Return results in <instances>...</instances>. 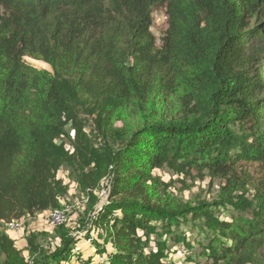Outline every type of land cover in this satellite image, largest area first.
I'll list each match as a JSON object with an SVG mask.
<instances>
[{
  "label": "trees",
  "instance_id": "16d2710c",
  "mask_svg": "<svg viewBox=\"0 0 264 264\" xmlns=\"http://www.w3.org/2000/svg\"><path fill=\"white\" fill-rule=\"evenodd\" d=\"M161 5L167 29L157 49L151 12ZM263 62L264 0H0V223L61 207L56 172L66 152L57 141L68 124L82 131V108L111 116L147 86L191 75L190 92L209 102L198 116L144 122L117 149L109 198L92 218L111 245L102 264H166L165 248L146 251L141 237L158 225L169 234L187 217L205 219L190 223L213 258L240 249L264 234V200L246 217L231 199L173 208L143 191L149 170L178 157L206 158L225 177L232 168L219 148L230 124L246 118L257 134L244 148L234 133L240 144L231 142L264 167ZM223 211L231 220L219 218ZM76 245L61 252L72 257ZM0 264H27L4 233Z\"/></svg>",
  "mask_w": 264,
  "mask_h": 264
},
{
  "label": "rangeland",
  "instance_id": "374dc122",
  "mask_svg": "<svg viewBox=\"0 0 264 264\" xmlns=\"http://www.w3.org/2000/svg\"><path fill=\"white\" fill-rule=\"evenodd\" d=\"M165 10L161 5L151 12L150 31L157 49L161 47L167 29ZM253 23L251 20L250 25ZM24 60L38 71L53 72L51 65L43 60L31 57H24ZM38 61L46 66H40ZM194 79V76L186 75L178 84L170 78L160 84H151L111 116L85 106L81 114L82 131L78 133L71 124L64 127L57 144L66 152L65 162L57 170L56 178L62 183L59 188L60 208L65 212L67 222L62 226H51L43 220L46 215L41 218L35 215L24 217L22 226L14 230L0 223V233L13 241L27 264H81L77 260L80 257L92 261L94 256H105L109 252L111 245L103 238L100 228L92 224V218L95 210L109 198L117 149L144 122L180 121L198 116L209 102L198 92H190ZM230 128L244 140L243 148L258 132V124L247 118L230 124ZM233 133L225 138L224 147L219 148V151L226 152L224 159L229 160L232 168L225 177L206 167V158L178 157L175 162H165L149 170L143 196L173 208L231 199L239 209H244L239 210L244 216H253L260 209L257 205L264 200V167L247 155L236 154L234 147L240 141ZM222 159L223 155L219 160ZM219 218L231 220L232 217L223 211ZM186 220L171 228L169 234L161 232L158 225L148 235H142L144 250L164 247L166 264H264V234L253 236L240 249L218 259V255L214 258L211 255L199 229L192 226L203 224L205 219L190 220L187 217ZM260 224L264 227V220ZM90 235L92 242L85 244L84 240ZM71 242L81 247L72 257L61 252L66 246L70 249ZM94 242L102 246L103 253L94 252Z\"/></svg>",
  "mask_w": 264,
  "mask_h": 264
},
{
  "label": "built area",
  "instance_id": "2783aa9c",
  "mask_svg": "<svg viewBox=\"0 0 264 264\" xmlns=\"http://www.w3.org/2000/svg\"><path fill=\"white\" fill-rule=\"evenodd\" d=\"M44 221L51 226H62L67 222V218L65 212L61 208H54L48 211V213L46 214V219H44ZM4 224L7 228L14 230L15 228H19L22 226V218L14 219ZM84 241L85 244H90L92 242V235L87 237ZM80 248L81 247L77 244L74 247V251H79ZM104 258L105 256L102 254L96 255L94 256V259H92V261L88 262L87 264H102V262H104ZM77 260L78 263L84 264L83 259L80 258Z\"/></svg>",
  "mask_w": 264,
  "mask_h": 264
},
{
  "label": "crops",
  "instance_id": "0c3cea01",
  "mask_svg": "<svg viewBox=\"0 0 264 264\" xmlns=\"http://www.w3.org/2000/svg\"><path fill=\"white\" fill-rule=\"evenodd\" d=\"M48 213V211H44V212H41V213H37L36 214V217L38 216L39 218H41V217H43V216H45L46 214ZM24 218V217H23ZM22 218V219H23ZM44 220V219H43ZM45 222V221H44ZM96 253V252H95Z\"/></svg>",
  "mask_w": 264,
  "mask_h": 264
},
{
  "label": "bare ground",
  "instance_id": "6f19581e",
  "mask_svg": "<svg viewBox=\"0 0 264 264\" xmlns=\"http://www.w3.org/2000/svg\"><path fill=\"white\" fill-rule=\"evenodd\" d=\"M40 66H46V64H44L43 62H37Z\"/></svg>",
  "mask_w": 264,
  "mask_h": 264
}]
</instances>
